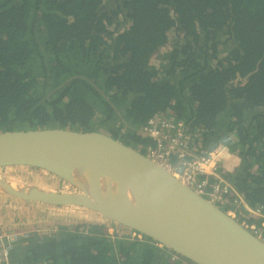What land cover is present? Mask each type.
Segmentation results:
<instances>
[{
    "label": "trees",
    "instance_id": "obj_1",
    "mask_svg": "<svg viewBox=\"0 0 264 264\" xmlns=\"http://www.w3.org/2000/svg\"><path fill=\"white\" fill-rule=\"evenodd\" d=\"M149 118L182 121L200 154L222 148L235 211L264 223V0H0V133L97 131L145 154ZM51 228L11 263L181 264L126 229Z\"/></svg>",
    "mask_w": 264,
    "mask_h": 264
},
{
    "label": "water",
    "instance_id": "obj_2",
    "mask_svg": "<svg viewBox=\"0 0 264 264\" xmlns=\"http://www.w3.org/2000/svg\"><path fill=\"white\" fill-rule=\"evenodd\" d=\"M15 167L37 169L57 185L0 177V230L104 224L146 236L194 264H264V242L144 154L104 133L1 132L0 169ZM8 208L16 217L8 216Z\"/></svg>",
    "mask_w": 264,
    "mask_h": 264
},
{
    "label": "built area",
    "instance_id": "obj_3",
    "mask_svg": "<svg viewBox=\"0 0 264 264\" xmlns=\"http://www.w3.org/2000/svg\"><path fill=\"white\" fill-rule=\"evenodd\" d=\"M138 134L151 140L145 147L144 155L152 163L218 206L227 216L237 220L243 228L264 242V223L258 227L255 223L247 222L240 209H234L240 200L221 179L220 161L226 157L221 148L198 153L184 123L172 118H149L140 127ZM252 213L255 217H264L260 208L256 207ZM53 229L55 232L56 228ZM108 230L112 233V228ZM41 231L43 230H0V264H12L11 255L16 243L25 242L32 233L40 236L44 233ZM171 258L179 260L181 264H194L176 253H173Z\"/></svg>",
    "mask_w": 264,
    "mask_h": 264
},
{
    "label": "rangeland",
    "instance_id": "obj_4",
    "mask_svg": "<svg viewBox=\"0 0 264 264\" xmlns=\"http://www.w3.org/2000/svg\"><path fill=\"white\" fill-rule=\"evenodd\" d=\"M221 151H222V154H223L224 153V150L222 148H221ZM225 158L226 159H229L230 157L228 155H226ZM25 170H27V171H25ZM25 170H15V168H11V169L1 168L0 169V177L1 178H7V179L19 181V180H24L23 178H25V176L27 174L26 182H28V183H33L35 185L44 186V187H54V186L57 185V184H54L55 183V180L53 178L51 179L47 174L44 175L43 177H39L36 173L32 172V170H30V169H29V171H28V169H25ZM0 204H1V201H0ZM0 206H2V205H0ZM14 208H8L9 211H6L7 214H8V216L9 215H12L11 217H13V216H15L17 214L15 212L16 210ZM1 210H2V208H0V213L2 214V211ZM26 219H29V217L26 216ZM22 220H24V219L22 218ZM24 221H30V220H24ZM32 222H34V221H32ZM36 223H37V221H35V224ZM58 225L59 226H65L67 224H58V223H56V224H54L52 226L51 225H48V226H41V227H37V228L40 229V230H43L41 232H44V233L49 232V234H50L51 231L54 232V229L51 228V227H53V226L56 227ZM77 225H79V224H77ZM106 227H108V226H106ZM33 230H35V228H33ZM48 230H51V231H48ZM104 230H105L106 233L111 234L110 231L108 230V228H105ZM41 234H43V233H41ZM21 244H24V243L23 242L16 243L15 249L17 247L20 248L21 247Z\"/></svg>",
    "mask_w": 264,
    "mask_h": 264
},
{
    "label": "bare ground",
    "instance_id": "obj_5",
    "mask_svg": "<svg viewBox=\"0 0 264 264\" xmlns=\"http://www.w3.org/2000/svg\"><path fill=\"white\" fill-rule=\"evenodd\" d=\"M6 169H11V168H6ZM27 171V170H26ZM75 178L76 179H78V180H81L82 178H80V177H77L76 175H75ZM33 179V178H32ZM10 186H12V187H14V188H16V184L14 183V182H10ZM1 190V189H0ZM115 234V233H114Z\"/></svg>",
    "mask_w": 264,
    "mask_h": 264
}]
</instances>
